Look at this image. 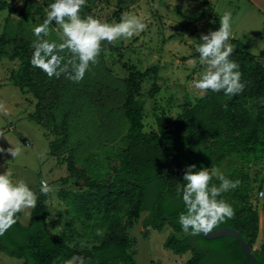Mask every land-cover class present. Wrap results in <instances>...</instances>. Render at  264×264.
I'll list each match as a JSON object with an SVG mask.
<instances>
[{
    "label": "rangeland",
    "instance_id": "obj_1",
    "mask_svg": "<svg viewBox=\"0 0 264 264\" xmlns=\"http://www.w3.org/2000/svg\"><path fill=\"white\" fill-rule=\"evenodd\" d=\"M36 1L40 6L38 9L33 7L30 12L29 0H7L8 7L0 10V35L6 18L11 16L16 23L22 9L25 14L24 35L32 45L36 39L32 29L43 23L51 2ZM224 1L220 0L215 15L220 18L225 12H230L233 37L249 41L246 44L249 51L264 62V10L262 12L257 7L250 10L248 1L244 0ZM210 4L215 7L212 2ZM177 6L181 7L183 16L177 15ZM116 8L117 0H85L80 15L97 16L101 21L116 23L113 15ZM206 8L207 5L198 0H138L124 8L121 15L140 17L146 25L144 30L131 38L102 41L97 62L90 63L83 80L79 82L72 81L65 73L59 77H48L56 81L60 92L59 103L54 107L57 118L60 119L63 111L69 109L68 145L73 148L75 164L79 169L84 168L91 178L107 179L112 164L128 143L125 136L129 121L124 115L122 103L126 89L123 79L129 70L119 62L118 52L113 51L111 46L119 48L122 60L131 69L148 70L140 82L138 94L145 101L144 130H157L158 115H163L167 126L172 128L184 106L197 101L199 96L189 85L190 80L198 79L202 71L198 60L195 67H189L188 61L180 62L172 56V52L196 53L195 45L200 42L201 34L218 29L216 20L209 14L204 23L190 21V17H199ZM49 29L48 36L44 38L62 42V30L55 21ZM231 45L234 50L235 44ZM7 49L11 52L12 45H7ZM60 54L65 57V62L73 60L68 49ZM20 65L17 58L0 60V145L7 148L12 143L22 149L16 158L3 153L4 166L11 169L14 181L22 179L37 195L46 196L48 229L62 236L70 246L78 247L72 264L84 256L85 250L98 244L113 227L124 228L129 235L132 241L130 251L135 254L136 264H182L188 260L192 255L190 250L176 254L164 247L165 239L173 231L170 225L165 224L162 230L143 226L146 211L133 227L126 226V212L137 191L89 188L81 179L69 175L62 158L49 153V143L56 136L29 118V113L35 110L36 98L32 93H23L11 81L12 74ZM217 169L224 174L238 171L249 174L251 201L260 217L259 208H264V196H259L264 190V156L233 154L223 159ZM42 180L47 181L51 188L48 193L40 192ZM261 180L262 186L259 187ZM31 212L32 209L21 211L20 221L23 224L29 223ZM97 229L101 232L98 233ZM186 234L189 233H178L179 236ZM254 246L257 248L258 245L255 243ZM23 263V258L0 251V264Z\"/></svg>",
    "mask_w": 264,
    "mask_h": 264
},
{
    "label": "trees",
    "instance_id": "obj_2",
    "mask_svg": "<svg viewBox=\"0 0 264 264\" xmlns=\"http://www.w3.org/2000/svg\"><path fill=\"white\" fill-rule=\"evenodd\" d=\"M137 1L117 0V8L113 13L117 22L121 19L123 9ZM198 1L207 5V8L199 17L189 19L194 23H204L206 15H213L214 10L206 0ZM29 3L30 12L33 7L38 9L40 6L36 0H29ZM6 7L7 0H0V10ZM23 11L20 10L21 17L16 23L11 16L6 18L0 35V60H20L21 65L12 74L11 81L23 93H32L36 98L35 110L29 113V118L56 136L49 143V153L62 158L69 175L81 179L89 188L98 191H137L136 198L126 212V226L133 227L144 211L147 212L142 220L145 228L162 230L165 224L170 225L173 231L165 239L164 247L176 254L188 250L192 252L191 257L182 264H249L238 240L232 236L206 239L201 234L178 235L183 229L177 218L185 211V207L177 189L186 183L183 176L189 164L195 163L197 170L201 167L210 170L219 167L223 159L233 154L264 156L263 60L250 52L240 39L230 38V43L235 44L230 58L239 64L241 80L245 84L243 91L225 95L222 90H208L201 94L200 90L191 87L199 97L195 103L186 104L177 114L174 127H168L164 116L158 115L157 130L145 131V101L138 94L140 82L148 70L141 72L131 69L122 60L119 48L111 46L113 51L118 52L119 62L129 70L123 79L126 89L122 103L124 115L129 121L125 136L128 143L111 166L110 174H113L104 180L93 179L84 168L76 166L73 148L68 145L69 109L63 111L60 119L55 113L54 107L60 98L56 81L49 80L45 72L31 63L34 49L30 39L24 35ZM176 13L184 15L180 6L176 7ZM214 19L219 28L220 18L214 16ZM9 44L12 45L11 52L7 49ZM172 56L180 62H186L198 60L199 53L172 52ZM194 79L190 80V84ZM224 175L239 181L235 188L221 193L219 197L232 205L234 214L214 228L231 226L243 235L250 247H254L259 235L260 217L251 201V178L243 171ZM210 183L218 184L219 180L213 177ZM261 186L262 180L259 182ZM45 201L44 194L37 195V204L32 209L28 224H23L20 221L21 212L17 213L16 223L0 235V251L23 258V264H72V259L78 254V247L70 246L62 236L48 229ZM131 247L132 241L124 228L113 227L98 244L85 250L84 264H136ZM254 253L257 264H264V240ZM73 264H80V260Z\"/></svg>",
    "mask_w": 264,
    "mask_h": 264
},
{
    "label": "clouds",
    "instance_id": "obj_3",
    "mask_svg": "<svg viewBox=\"0 0 264 264\" xmlns=\"http://www.w3.org/2000/svg\"><path fill=\"white\" fill-rule=\"evenodd\" d=\"M84 3L85 0H51L43 23L32 29L36 39L32 44L34 50L31 63L50 78L65 73L72 81L83 80L90 63L97 62L102 41L131 38L146 27L140 17L131 14L122 15L116 23L104 22L92 15L82 17L80 9ZM230 20L231 13L225 12L219 19V28L202 33L200 42L195 45L202 71L199 78L194 79L189 86L200 90L201 94L208 90H222L225 95H235L245 87L238 62L230 58L233 52ZM53 21L62 30L60 43L44 38L48 36ZM64 49L71 52V62H65V57L60 54ZM196 64L194 59L188 61L189 67H195ZM21 151V147L12 143L7 148L0 145V154L6 152L13 158ZM213 177L219 180L218 184L210 183ZM183 180L186 183L178 186L177 191L185 211L177 219L184 232L191 235L208 234L218 223L233 216L232 205L219 197L221 193L235 188L238 180L226 177L215 167L210 170L201 167L197 170L195 163L186 166ZM49 191L51 188L47 181L42 180L40 192ZM36 204L37 194L28 183L22 179L14 181L10 168L0 172V235L16 223L17 213L33 209ZM97 232L101 230L97 229ZM84 261L85 258L80 257V264H84Z\"/></svg>",
    "mask_w": 264,
    "mask_h": 264
},
{
    "label": "water",
    "instance_id": "obj_4",
    "mask_svg": "<svg viewBox=\"0 0 264 264\" xmlns=\"http://www.w3.org/2000/svg\"><path fill=\"white\" fill-rule=\"evenodd\" d=\"M5 157L0 154V172L6 171V167L4 166ZM164 217H167L164 215ZM206 239H214L222 236H232L236 238L242 247L243 251L247 255L249 259V264H257V258L254 253L255 248L250 247L249 243L245 240L243 235L235 228L231 226H219L211 230L208 234H201Z\"/></svg>",
    "mask_w": 264,
    "mask_h": 264
},
{
    "label": "crops",
    "instance_id": "obj_5",
    "mask_svg": "<svg viewBox=\"0 0 264 264\" xmlns=\"http://www.w3.org/2000/svg\"><path fill=\"white\" fill-rule=\"evenodd\" d=\"M206 1L208 2L209 5H211L210 2H212L215 5V7L213 8L214 14L212 15V17L214 19V16H216L215 15L216 10L218 9L217 5L219 4L220 0H206ZM228 1L231 2L232 0H225L224 3L228 2ZM238 1H240V0H238ZM244 1H248L249 5H250L249 6L250 10H253V9H255L257 7L263 12V10H264V0H244ZM204 11L205 10H203L202 12H204ZM206 17H207V15H206ZM230 38H235V37H233V35H232ZM241 41L244 42L245 44H247L246 41H243V40H241ZM259 209H260V230H259V235H258L257 242H256V244L258 245L257 248L260 247L261 243L264 240V232L262 231V233H261V229L263 228V230H264V208H263V206H260ZM254 248L257 249L256 246H254Z\"/></svg>",
    "mask_w": 264,
    "mask_h": 264
},
{
    "label": "built area",
    "instance_id": "obj_6",
    "mask_svg": "<svg viewBox=\"0 0 264 264\" xmlns=\"http://www.w3.org/2000/svg\"><path fill=\"white\" fill-rule=\"evenodd\" d=\"M43 181H44V180H43ZM259 196H260V197H263V196H264V190H261V191H260Z\"/></svg>",
    "mask_w": 264,
    "mask_h": 264
}]
</instances>
